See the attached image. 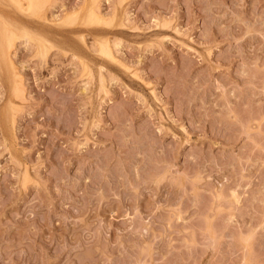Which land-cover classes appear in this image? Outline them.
Returning <instances> with one entry per match:
<instances>
[{
    "label": "rangeland",
    "instance_id": "rangeland-1",
    "mask_svg": "<svg viewBox=\"0 0 264 264\" xmlns=\"http://www.w3.org/2000/svg\"><path fill=\"white\" fill-rule=\"evenodd\" d=\"M28 2L0 0V264H264V0Z\"/></svg>",
    "mask_w": 264,
    "mask_h": 264
},
{
    "label": "bare ground",
    "instance_id": "bare-ground-1",
    "mask_svg": "<svg viewBox=\"0 0 264 264\" xmlns=\"http://www.w3.org/2000/svg\"><path fill=\"white\" fill-rule=\"evenodd\" d=\"M28 7L30 9H38L42 8L44 5L45 0H28ZM27 4V3H26ZM27 7V5H26ZM1 8V7H0ZM2 9V8H1ZM93 11V10H92ZM5 12V11H4ZM3 14V12H1ZM10 14V13H9ZM8 15V14H7ZM14 16V15H13ZM15 18V17H13ZM37 19V18H36ZM28 20V19H27ZM19 21V20H18ZM39 21V20H38ZM21 22V21H20ZM21 24V23H20ZM6 29H3L1 31L0 36V59L1 60H7L8 57V50L10 49V46L12 45V38L8 36L6 33ZM10 34V33H9ZM15 36V35H14ZM13 37V36H12ZM45 50V49H44ZM43 55V54H42ZM10 63V62H9ZM3 64V63H2ZM3 67V66H2ZM6 72V71H5ZM13 78V77H12Z\"/></svg>",
    "mask_w": 264,
    "mask_h": 264
}]
</instances>
